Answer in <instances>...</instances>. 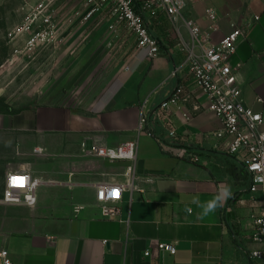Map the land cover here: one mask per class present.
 <instances>
[{"label":"crops","instance_id":"obj_1","mask_svg":"<svg viewBox=\"0 0 264 264\" xmlns=\"http://www.w3.org/2000/svg\"><path fill=\"white\" fill-rule=\"evenodd\" d=\"M185 1L183 16L193 18L215 41L229 33L233 23L248 29V22L259 16L246 30L233 61L242 64L237 72L246 104L264 116V0ZM61 5L63 17L84 10L82 0H62ZM209 10L217 14V23L208 18ZM103 17L107 11L78 27L86 30ZM145 21L160 39L174 29L164 14L155 21L146 16ZM176 25L188 37L184 19ZM214 25L217 30L211 31ZM174 46L171 42L170 54L150 60L148 50L136 45L101 98L82 114L65 104L0 109V138L9 141L6 149L0 145V159L8 160L4 185L6 174L16 171L41 180L36 206L0 202V264L3 251L12 264H252L257 200L250 191V176L228 154L227 140L214 135L221 121L207 110L202 90L186 69L172 75L185 61V53ZM178 84L194 96L188 103L194 114L191 124H177L200 156L196 163L162 147L158 138L167 144L169 139L158 122L151 124L155 136L138 130L141 108H156ZM127 141L138 143L131 176L126 174L130 161L111 162L91 153ZM129 181L135 188L124 191L119 218H104L97 187ZM221 188L231 195L223 207L204 216L199 205ZM160 242L176 244V254L160 253Z\"/></svg>","mask_w":264,"mask_h":264},{"label":"built area","instance_id":"obj_2","mask_svg":"<svg viewBox=\"0 0 264 264\" xmlns=\"http://www.w3.org/2000/svg\"><path fill=\"white\" fill-rule=\"evenodd\" d=\"M61 1L23 0L22 11L25 17L10 36L19 41L23 40L24 51L35 53L44 45L58 43L61 29L59 16L63 12ZM82 2L84 10L66 15L64 17L66 21L71 23L72 17L76 16L79 25L85 26L96 14L107 11L113 19L109 29L114 32L128 31L135 38L138 48L148 50L150 60L170 54L168 44L171 42L175 45L174 50L178 49L185 53L184 63L176 65L172 75L176 76L186 69L187 75L202 90L208 102L207 110L221 121V128L214 135L227 140L228 154L241 164L250 176V191L262 194L261 211L253 219L252 240L256 247L252 249L250 255L252 264H264V116L246 104L237 72L242 64H234L233 61L239 43L248 35L246 30L254 27L260 19L259 16L248 22V29L233 23L230 32L219 41H215L193 18L183 16L185 0H82ZM163 14L173 24L174 29L160 39L151 33L145 17L148 16L155 21ZM181 18L184 19L188 37H185L176 25ZM208 18L214 24L218 21L217 14L211 10L208 11ZM210 30H217V26L214 25ZM193 97V93L185 85H176L156 108H141L138 130L155 136L151 124L158 122L169 139L167 144L158 138L162 147L180 158L196 163L200 161V156L188 145L190 137L181 133L177 124V121L186 126L191 124L194 114L188 108V103ZM195 110L199 111L200 107L196 106ZM137 151V141H127L116 147L99 146L93 148L91 153L111 162L130 161L126 174L131 176L135 171ZM40 181L27 171L6 174L0 202L6 205L36 206ZM134 188L132 181L125 185L100 184L96 190V200L102 216L119 218L118 204L123 199V193L126 189ZM158 251L162 254H176V244L160 242ZM7 255V251L2 252V264H12ZM145 255L150 256L151 251L147 250Z\"/></svg>","mask_w":264,"mask_h":264},{"label":"rangeland","instance_id":"obj_3","mask_svg":"<svg viewBox=\"0 0 264 264\" xmlns=\"http://www.w3.org/2000/svg\"><path fill=\"white\" fill-rule=\"evenodd\" d=\"M23 3V0H0V109L65 104L81 114L87 112L124 65L137 45L136 40L128 31L110 30L109 15L95 20L85 30L86 26L78 27L76 16L70 23L73 26H65L61 12L58 43L28 53L23 49L22 39L10 36L25 17ZM8 144L6 137L0 138L2 149L8 148H5ZM7 161L6 157L0 159V198ZM252 193L257 200L253 221L261 211L262 194Z\"/></svg>","mask_w":264,"mask_h":264},{"label":"clouds","instance_id":"obj_4","mask_svg":"<svg viewBox=\"0 0 264 264\" xmlns=\"http://www.w3.org/2000/svg\"><path fill=\"white\" fill-rule=\"evenodd\" d=\"M231 195V192L227 188H221L219 193L212 199L199 206L202 209V214L207 216L210 213L215 212V210L219 207H223L224 202ZM193 203H198L197 200H193Z\"/></svg>","mask_w":264,"mask_h":264},{"label":"trees","instance_id":"obj_5","mask_svg":"<svg viewBox=\"0 0 264 264\" xmlns=\"http://www.w3.org/2000/svg\"><path fill=\"white\" fill-rule=\"evenodd\" d=\"M251 180V179H250ZM250 185H251V183H250Z\"/></svg>","mask_w":264,"mask_h":264}]
</instances>
